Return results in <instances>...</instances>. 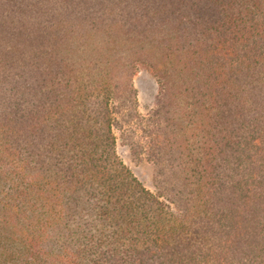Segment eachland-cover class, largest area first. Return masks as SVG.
Instances as JSON below:
<instances>
[{
    "label": "trees",
    "instance_id": "1",
    "mask_svg": "<svg viewBox=\"0 0 264 264\" xmlns=\"http://www.w3.org/2000/svg\"><path fill=\"white\" fill-rule=\"evenodd\" d=\"M0 264H264V0H0Z\"/></svg>",
    "mask_w": 264,
    "mask_h": 264
},
{
    "label": "rangeland",
    "instance_id": "2",
    "mask_svg": "<svg viewBox=\"0 0 264 264\" xmlns=\"http://www.w3.org/2000/svg\"><path fill=\"white\" fill-rule=\"evenodd\" d=\"M134 82L138 90L139 110L142 113H147L154 106L159 91L157 79L149 70L142 69L135 76ZM115 131L117 152L124 163L147 188L174 206L171 192L168 191L162 177L158 174L154 163L147 159L146 154L135 149L117 128Z\"/></svg>",
    "mask_w": 264,
    "mask_h": 264
}]
</instances>
